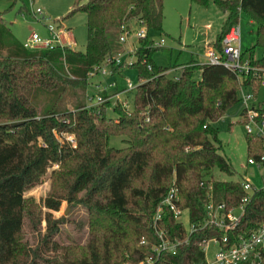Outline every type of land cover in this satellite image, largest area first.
Segmentation results:
<instances>
[{"label": "trees", "instance_id": "trees-1", "mask_svg": "<svg viewBox=\"0 0 264 264\" xmlns=\"http://www.w3.org/2000/svg\"><path fill=\"white\" fill-rule=\"evenodd\" d=\"M163 1L74 0L65 18L85 14L84 51L27 50L0 13V264L137 263L152 255L156 211L172 186L188 218L180 223L169 208L162 209L158 225L171 239L184 238L188 223L202 221L209 201L230 209L249 195L230 236H249L264 224V187L247 192L244 182L214 174L234 173L229 158L219 152L223 145L214 122L240 103L242 86L256 98L260 72L240 78L222 65L192 59L170 78L171 68L152 60L162 49L153 45L152 34L163 33ZM190 2L214 4L225 14L209 45L217 51L228 26L238 23L241 14L251 19L255 42L242 55L264 69V0ZM134 19L146 25L148 34L138 38L128 66L117 64L121 25ZM256 48L262 50L259 58ZM101 66L113 76H122L126 67L135 69L139 83L131 108L110 100L86 106L82 95L89 74ZM255 106L263 115L264 106ZM109 107L115 117L107 115ZM65 134L74 136L75 147ZM112 136H125L127 145L109 146ZM245 144L247 160L264 158V137L246 132ZM50 168L46 197L38 203L26 197ZM62 202L85 209V240L64 232L71 219L53 215ZM222 234L213 225L197 229L174 254L161 253L155 264L203 262V244Z\"/></svg>", "mask_w": 264, "mask_h": 264}, {"label": "rangeland", "instance_id": "rangeland-1", "mask_svg": "<svg viewBox=\"0 0 264 264\" xmlns=\"http://www.w3.org/2000/svg\"><path fill=\"white\" fill-rule=\"evenodd\" d=\"M73 2L74 0H16L14 6L8 10L12 0H0V13H4L3 17L17 39L23 41L32 32H37L42 36L46 35V29L43 24L38 22L37 18L32 14L33 10L41 8L43 15L50 18L51 22H60L63 28L69 30L76 44V49L84 51L86 42L85 14L78 12L65 18ZM63 17L65 19H62ZM224 21L225 14L214 4H210L208 7H201L191 3L190 0H164L163 33L152 34L154 40L163 38L164 44L161 50L156 51L152 55L153 62L159 66L170 67L171 69L168 71L170 78L179 76L183 64L190 60L192 54L195 58H202L204 48L215 41ZM239 25L243 30V40L240 48L242 47V52H245L255 42L256 27L254 26L252 28L253 32H251L250 25H246L245 22ZM130 27L133 31H137L139 24L133 20L130 23ZM121 47L122 52L119 54L120 63L124 62L128 66L134 60L133 50L137 47V40L130 37L129 41L125 45H121ZM259 53L260 48H256L255 56H258ZM89 77V84L86 86L84 96L82 95L86 105L90 104L88 99L93 93L97 92L95 88L101 80L99 76L92 77L89 75ZM115 80L118 86H125L128 82H132L134 86H137L139 83L136 71L131 67H126L123 75L116 76ZM134 92L135 89H132L127 93V96H123L126 99L128 108L132 107ZM248 92L251 93L247 89L243 91L244 94ZM239 96L241 97L240 92ZM252 102L256 105L257 103H261L264 106V84H260L256 98L250 102V105ZM242 105L243 103L240 102L230 107L221 118L214 122L223 145V148L219 152L229 158L234 169L232 175L215 171V177L220 180H239L244 182L247 177L250 181H253L252 177L255 176L254 168L248 165L247 162L246 130L244 124L241 122V117H239ZM66 106L68 108L72 107L71 101L68 99L66 100ZM107 115L115 117V113L111 107L107 109ZM253 129L252 134L256 135L257 129L255 127ZM65 136L74 138L73 135L69 134H65ZM260 136L264 137V129L261 131ZM125 139V136H112L109 138L108 144L114 148H123L127 145ZM68 142L70 141L68 140ZM52 168L48 169L39 184L25 192L26 197H31L37 203L46 197L50 189V172ZM259 168L264 179V168L262 166ZM66 211L67 213L64 214ZM234 213L239 215L240 211L236 208ZM53 215L56 217L63 215L71 219V222L63 226L64 232L85 240L87 236L86 214L82 206H73L62 202L60 209L53 212ZM184 223H186V219H184ZM44 225L43 222L42 226L44 227ZM61 240L67 241L65 234L61 235ZM213 250V244H210L205 249L206 259L212 260Z\"/></svg>", "mask_w": 264, "mask_h": 264}, {"label": "built area", "instance_id": "built-area-1", "mask_svg": "<svg viewBox=\"0 0 264 264\" xmlns=\"http://www.w3.org/2000/svg\"><path fill=\"white\" fill-rule=\"evenodd\" d=\"M33 16L37 18L38 22H41L46 29V35H39L37 32H32L25 38L22 46L30 51H38L53 48H67L74 49L76 44L69 30L63 28L57 22H51L50 18L43 15L41 8H36L32 11ZM135 20V19H134ZM133 20L121 25V32L119 36V43L125 45L130 37L138 38L145 37L148 34V29L142 21L135 20L138 24V30L133 31L130 27V23ZM241 42V27L239 23H234L228 26L225 30L222 38L221 51H217L212 46L206 45L204 48V57L206 63L213 65H222L231 71L235 72L240 78H246L250 75H256L260 72V84H264V69L253 67L250 64L248 57L242 55L240 48ZM130 43V42H129ZM164 39L160 38L155 40L153 45L162 47ZM120 56L116 59V63L119 64ZM92 77L99 76L101 81L96 85V91L93 93L88 101L90 102L87 107L102 104L103 102L110 100L114 102H120L126 106V99L123 98L125 94L129 93L136 86L132 82H128L123 88H119L116 80L109 78L112 75L111 69L108 66H101L94 68L93 72L89 74ZM245 88L242 86L240 89V102L242 105L241 122L245 126L247 133H253V127L257 129V135L261 134L264 129V114L259 115L256 104L250 102L254 100L252 93H243ZM107 94L106 96H103ZM69 143L75 147V140L71 136H65ZM264 158L261 157L260 162H256L254 159H248V164H256L262 166ZM243 189L247 192L252 190V185L248 181H244ZM249 195L244 196L240 200V204L237 207L227 209L223 203L215 204L213 201H209L207 204V215L202 221L197 223H188L186 227V234L189 235L197 229H201L207 225H213L222 230L221 236H214L208 239L202 246L204 252L203 262L196 264H242L251 262V264H260L261 258L264 255V224L253 231L249 236L233 235L229 233L234 230L236 225L240 221V217L244 211L245 204L248 202ZM179 196L176 187L172 186L166 195V197L160 202L154 218V229L157 235V243L153 246L152 255L145 256L137 263L131 261L124 264H155L158 256L165 252L174 254L180 244L188 241L186 235L182 239H171L167 236L165 231L158 225V220L161 217V211L167 207L173 212L174 218L184 223V219L188 218V210L181 209L178 206ZM240 211L239 215L234 213L235 209ZM144 243V240H142ZM213 244V258L208 260L205 258V249Z\"/></svg>", "mask_w": 264, "mask_h": 264}, {"label": "crops", "instance_id": "crops-1", "mask_svg": "<svg viewBox=\"0 0 264 264\" xmlns=\"http://www.w3.org/2000/svg\"><path fill=\"white\" fill-rule=\"evenodd\" d=\"M4 18V17H3ZM245 22L246 25H250V29H251V32H253V27L255 26L256 27V24L251 20L249 19L247 16H245L244 14H241L240 16V19H239V24L242 25V23ZM45 28V27H44ZM207 28H209V26H207ZM12 31V30H11ZM13 33V32H12ZM14 35V34H13ZM242 35H243V30H242V27H241V42H240V46H241V43H242ZM14 37L17 39L16 35H14ZM19 41V39H17ZM25 40V39H24ZM23 40V41H24ZM23 41H19L21 44L23 43ZM209 44V43H208ZM242 48V47H241ZM242 51V50H241ZM261 53H262V50L260 49V53L258 54V56H256V58H259L261 57ZM196 60L198 61L199 63H206V60H205V57H204V53L202 54V58L200 57H196L192 54L191 55V58L190 60ZM189 60V61H190ZM101 78V77H100ZM116 76H111L109 78V80L111 79H114L115 80ZM102 79V78H101ZM101 81V80H100ZM126 84V83H125ZM118 85V84H117ZM119 88H123L124 86H118ZM125 96H127V94H125ZM241 110L242 108L240 109V112H239V117H241ZM240 121V119H239ZM248 165H251L253 168H254V173H255V176L252 177L253 178V181H250V179H248L246 177L245 181H248L252 186L256 187V188H261V187H264V179H263V176L260 172V165H255V164H248ZM263 167V166H262Z\"/></svg>", "mask_w": 264, "mask_h": 264}, {"label": "water", "instance_id": "water-1", "mask_svg": "<svg viewBox=\"0 0 264 264\" xmlns=\"http://www.w3.org/2000/svg\"><path fill=\"white\" fill-rule=\"evenodd\" d=\"M66 213H67V211L64 214H66Z\"/></svg>", "mask_w": 264, "mask_h": 264}]
</instances>
